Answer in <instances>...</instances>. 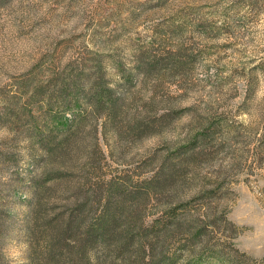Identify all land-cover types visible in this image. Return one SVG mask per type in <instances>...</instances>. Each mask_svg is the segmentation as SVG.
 <instances>
[{"label": "rangeland", "instance_id": "1", "mask_svg": "<svg viewBox=\"0 0 264 264\" xmlns=\"http://www.w3.org/2000/svg\"><path fill=\"white\" fill-rule=\"evenodd\" d=\"M142 52L163 64L91 110L66 174L34 192L54 170L32 163L16 103L98 55L112 84ZM106 207L134 234L114 264H144L141 222L171 207L158 242L181 263L264 258V0H0V264L37 263L55 223Z\"/></svg>", "mask_w": 264, "mask_h": 264}, {"label": "trees", "instance_id": "2", "mask_svg": "<svg viewBox=\"0 0 264 264\" xmlns=\"http://www.w3.org/2000/svg\"><path fill=\"white\" fill-rule=\"evenodd\" d=\"M168 58L171 61L174 55H169ZM102 62L104 60L100 55L90 61H81L78 66L71 61L67 67L73 68L69 71L64 70L63 74L59 73L55 77L57 84L48 88L36 87L26 93L22 102L16 103L18 104L15 112L16 122L26 133V148L32 163L40 166L50 165L54 170V173L44 181L40 179L32 181L34 192L51 182L50 180L66 174L70 165L71 141L85 124L91 110L100 108L108 101L114 103L125 95L133 83L132 72L134 76L138 71L151 72L163 64L160 58L142 52L141 55L135 56L133 69L125 71L122 66L119 67V79L110 84L104 79ZM33 109L39 113L33 114ZM36 152L42 158L41 163L35 159ZM156 182L144 180L140 181L139 186L156 192ZM152 183L153 187L150 185ZM175 208H168L163 214L154 215L149 221L141 222L146 242L143 247L144 264H188V261L181 263L182 255L166 251L164 245L159 247L158 239L166 238L164 235L176 223ZM115 221L116 210L106 207L95 214L82 229H77L69 220L55 223L46 233L44 248L36 250L35 264H114L113 255L123 253L134 237L133 231L124 228L125 222H122L123 228L119 227L117 230L113 226ZM189 233L190 240L200 235V231H194V227L189 229ZM231 246L235 253L247 256L232 243ZM187 252L190 253L188 248ZM220 252L216 249L207 252L206 258L208 256L209 260L219 261L221 264H236L234 255L230 254L233 258L225 259ZM206 260L198 257L189 264H206ZM252 262L264 264V258L253 259Z\"/></svg>", "mask_w": 264, "mask_h": 264}]
</instances>
